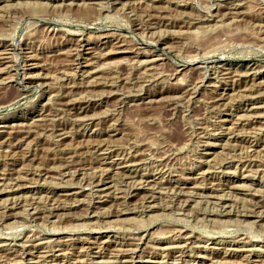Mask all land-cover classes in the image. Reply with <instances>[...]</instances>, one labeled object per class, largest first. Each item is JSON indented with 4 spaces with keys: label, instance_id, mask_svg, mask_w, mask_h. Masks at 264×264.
Here are the masks:
<instances>
[{
    "label": "rangeland",
    "instance_id": "374dc122",
    "mask_svg": "<svg viewBox=\"0 0 264 264\" xmlns=\"http://www.w3.org/2000/svg\"><path fill=\"white\" fill-rule=\"evenodd\" d=\"M4 49L0 264H264V0H0Z\"/></svg>",
    "mask_w": 264,
    "mask_h": 264
},
{
    "label": "bare ground",
    "instance_id": "6f19581e",
    "mask_svg": "<svg viewBox=\"0 0 264 264\" xmlns=\"http://www.w3.org/2000/svg\"><path fill=\"white\" fill-rule=\"evenodd\" d=\"M91 1V0H90ZM140 10V9H139ZM237 11H234L233 13H228V14H235ZM208 15V14H207ZM232 16V15H231ZM219 18V17H218ZM232 18V17H231ZM233 20V19H232ZM241 36V35H240ZM245 37V36H244ZM243 37V38H244ZM239 38V37H238ZM245 40V39H244ZM206 43V42H205ZM82 47V46H81ZM8 49H4V50H2L1 52H0V55L2 54V56L3 55H5L6 54V52H9V51H7ZM6 51V52H5ZM9 54V53H8ZM3 58H4V56H3ZM79 63V62H78ZM82 65V64H81ZM80 65V66H81ZM33 66H35V65H33ZM222 70H220L218 73H221V72H223V75H225V76H227V78L228 79H231L233 76H235V77H237V80L238 81H240V82H242V81H244V79L245 78H248V77H250L251 75L253 76V74H255V72L253 73V71H252V68L251 67H249V68H246L245 69V71L243 72V73H237V74H235V73H233V72H231V71H229V69L228 68H221ZM96 72V71H95ZM95 72H89L90 74H94ZM30 74V73H29ZM153 74H155V73H153ZM109 81V80H108ZM182 82V81H181ZM71 89V88H70ZM73 90V89H72ZM81 90V89H80ZM74 91V90H73ZM70 92V91H69ZM79 92V91H78ZM239 92V91H238ZM24 94V93H23ZM80 95H82L81 93H80ZM79 95V96H80ZM116 95V94H115ZM224 95H228V93H226V94H224ZM76 96V95H75ZM74 96V98H76ZM81 97V96H80ZM83 98H84V95L82 96ZM81 97V98H82ZM122 97V96H121ZM72 98V97H71ZM80 98V99H81ZM82 98V99H83ZM73 99V98H72ZM77 99V98H76ZM75 99V100H76ZM79 99V98H78ZM74 100V99H73ZM16 101V100H15ZM67 101V100H66ZM79 101V100H78ZM81 101V100H80ZM103 101V100H102ZM59 102V101H58ZM71 103H72V101H70ZM85 102V101H84ZM13 103H15V102H13ZM56 103V102H55ZM88 104H89V101L87 102ZM62 105V104H61ZM4 107V106H3ZM53 107V106H52ZM85 107V106H84ZM83 109V108H82ZM254 109V108H253ZM64 110V109H63ZM82 111V110H81ZM77 113V112H76ZM55 114V113H54ZM57 114V113H56ZM51 116V115H50ZM55 117H57V115H53V118L52 119H50V117H48L47 116V118L45 119V120H43V123L41 124V126H42V128L40 129L41 131L42 130H44V131H52V132H57L58 130H60L61 128L59 127L58 129H54L55 127H57V124L56 123H58V122H56V118ZM86 117V116H85ZM257 117H259V116H257ZM263 118H264V116H262ZM55 118V119H54ZM76 119H78V118H75V120ZM83 119V118H82ZM81 118H79L78 119V121L79 120H82ZM74 120V119H73ZM85 120V119H84ZM84 120H82V121H84ZM87 120H88V118H87ZM41 121H42V119H41ZM224 121V120H223ZM226 121V120H225ZM77 122V121H76ZM85 122V121H84ZM260 123V122H259ZM261 123H264V122H261ZM39 125V124H38ZM3 126V125H2ZM11 126V125H10ZM18 126V125H17ZM5 127V126H4ZM8 127V126H7ZM49 127H51V128H49ZM11 128V127H10ZM261 128V127H260ZM63 129V128H62ZM60 131H62V130H60ZM21 132H25V131H23V130H21V131H19V133H21ZM26 134V133H25ZM55 134H57L58 136H63L62 138H64V137H66V133L65 132H59V133H55ZM15 135V134H14ZM19 136V135H18ZM21 136V135H20ZM19 136V137H20ZM69 136V135H68ZM25 145V144H24ZM8 146V145H7ZM106 146V145H105ZM96 147H98V148H102V147H104V145L103 144H97V146ZM135 156V155H134ZM249 156V155H248ZM133 157V156H132ZM136 157V156H135ZM259 157V156H258ZM69 160H71V158H68ZM262 159V158H261ZM69 160H67L66 159V161H68V164L69 163H71L72 161H69ZM125 160V159H124ZM128 161V160H127ZM65 162V161H64ZM89 162V161H88ZM252 162V161H251ZM73 163V162H72ZM71 163V164H72ZM125 163H126V161L125 162H120L119 163V165L120 164H124V166H122V168L124 169V168H129V166H132V165H134L133 164V162H130V165L128 166V165H125ZM246 163H247V161H246ZM60 164V163H59ZM77 164V163H76ZM115 164V163H114ZM117 164V163H116ZM67 164L65 163V165L63 164V166H64V168H62L63 170H66L67 169V167H69V166H71L70 164L68 165V166H66ZM97 165V164H96ZM250 165V164H249ZM62 166V165H61ZM61 166L59 167L60 168V170H62L61 169ZM79 166V165H78ZM112 166V165H111ZM149 166V165H148ZM75 167V166H74ZM73 168V167H72ZM83 168V167H82ZM15 169V168H14ZM77 169V168H76ZM100 169H102V168H100ZM44 170V169H43ZM68 170V169H67ZM67 170H66V172H67ZM79 171L80 170H82V169H78ZM103 170V169H102ZM104 171H106V170H104ZM128 171V170H127ZM62 172V171H61ZM107 172V171H106ZM106 172H104V173H106ZM47 173V172H46ZM64 173V172H63ZM62 173V174H63ZM72 173H75V172H72ZM99 173V172H98ZM108 173V172H107ZM106 173V174H107ZM42 174V173H41ZM61 174V175H62ZM96 174V173H95ZM95 174H93L94 176H95ZM103 174V173H102ZM102 174H100V177L102 176ZM66 175V174H65ZM75 175V174H74ZM96 175H98V174H96ZM41 177V176H40ZM49 177V176H48ZM100 177H98L99 179H100ZM103 177V176H102ZM106 177V176H105ZM91 178H93L92 176H91ZM1 179V181L2 180H6V178H0ZM38 179V178H37ZM98 179V182H100V180ZM88 180V179H87ZM94 180V179H93ZM90 181V180H89ZM11 182V181H10ZM91 182H93V181H91ZM90 182V183H91ZM123 182V181H122ZM19 182H18V180L17 181H14V182H12V183H9V184H7V188L5 187H3V188H1L0 187V194H2V193H6V194H17V193H19L20 191H21V189L22 188H25L26 186H24V185H21V184H18ZM101 183V182H100ZM106 183L107 182H104V183H102L101 185H96V186H98V187H100V186H102V185H106ZM87 184H89V183H87ZM98 184V183H97ZM0 185H2V184H0ZM6 185V184H5ZM92 185V184H91ZM95 185V184H94ZM212 185H214V184H212ZM112 186V185H111ZM110 186H106V187H103V188H100V190L99 191H101V192H104V190H106V189H108ZM229 187V186H228ZM236 187V186H235ZM27 188V187H26ZM95 188V187H94ZM144 188V186H135L134 188H133V192L134 191H136V190H139V189H143ZM82 190V189H81ZM212 191H215L216 190V188H212L211 189ZM211 191V192H212ZM217 191V190H216ZM65 192H67V190H65ZM116 193V192H115ZM130 194V193H129ZM74 195H78V192L76 191H74V192H71V193H69V194H67V193H61V195L60 196H74ZM133 195H135V194H133ZM132 195V196H133ZM175 195V194H174ZM184 194L183 193H181V192H177L176 193V198H181L182 199V201L181 202H186L187 200H185V199H183L182 198V196H183ZM102 196H106V194H104V195H102ZM115 197H117V196H115ZM186 197V196H185ZM119 198H121V197H119ZM56 199V198H55ZM54 199V200H55ZM60 199V198H59ZM102 199V198H101ZM189 199V198H188ZM223 200L224 199H220V201L221 202H223ZM105 200H103L102 202H104ZM178 201V200H177ZM12 202V201H11ZM54 202H56V201H53V203L52 204H54ZM57 202H59V200L57 201ZM61 202V201H60ZM60 202L58 203V204H56V206L55 207H53L52 209H49V207L51 208V206H49L48 207V210H50V211H52V210H56V211H58L59 210V208H63L64 209V207L66 206H64V204H62L63 203V200H62V205L60 204ZM101 202V203H102ZM121 203V202H120ZM19 204V203H18ZM35 203L33 202V203H31L30 205H34ZM66 204V203H65ZM11 205H13L14 207L17 205L16 203H15V201H14V203H11ZM49 205V204H48ZM70 205V204H69ZM94 205V204H93ZM13 206H10V207H7V209H13L14 207ZM54 206V205H53ZM38 207V206H37ZM37 207H35L34 208V206H33V209L34 210H31L32 212L30 213V214H39V212H40V210L37 208ZM71 207V206H70ZM256 208H258V207H256ZM65 209H67V208H65ZM39 210V211H38ZM42 210H44V209H42ZM47 210V209H46ZM120 212H122V211H120ZM256 213V212H255ZM122 215L123 214H125V211L124 212H122L121 213ZM254 214V213H253ZM249 215H252V214H247L246 216H249ZM255 216V215H254ZM30 242V241H29ZM42 243H44V242H42ZM47 243V242H46ZM40 245H41V242L39 243ZM43 245V244H42ZM54 249V248H53ZM56 250H58V249H56ZM33 251V250H32ZM46 252V253H45ZM44 253H45V256H43L42 258H45V262L46 261H48L47 259L49 258V257H51V256H53V254H51L52 252H53V250L50 248V249H48L47 251H45ZM74 252V251H73ZM121 252V251H120ZM128 253V252H127ZM132 253V252H131ZM63 254V253H62ZM115 254V253H114ZM120 254V253H119ZM133 254V253H132ZM90 255V254H89ZM56 256H57V254H56ZM55 256V257H56ZM61 255L59 254V256H57L56 258H58V257H60ZM101 254H98V255H96V258H98V257H100L101 258ZM121 256H126V254H121ZM95 257V256H94ZM114 258L115 257H118V255H117V253H116V255H114L113 256ZM131 258H132V256H131ZM60 259V258H59ZM51 261V260H50ZM128 261V260H127ZM98 262V261H97ZM126 262V261H125ZM129 262V261H128ZM249 262V261H248ZM47 263V262H46ZM124 263V262H123ZM48 264V263H47ZM53 264V263H52ZM58 264V263H57ZM99 264H111V261H102V262H100ZM213 264H215V263H213Z\"/></svg>",
    "mask_w": 264,
    "mask_h": 264
}]
</instances>
